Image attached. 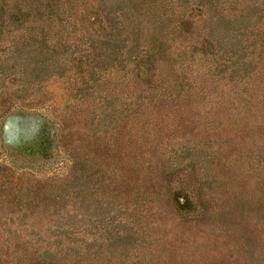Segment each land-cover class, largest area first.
<instances>
[{
  "label": "rangeland",
  "instance_id": "374dc122",
  "mask_svg": "<svg viewBox=\"0 0 264 264\" xmlns=\"http://www.w3.org/2000/svg\"><path fill=\"white\" fill-rule=\"evenodd\" d=\"M0 264H264V0H0Z\"/></svg>",
  "mask_w": 264,
  "mask_h": 264
}]
</instances>
